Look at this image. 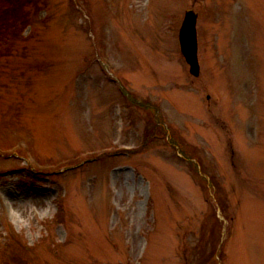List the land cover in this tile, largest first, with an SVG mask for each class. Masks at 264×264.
I'll return each mask as SVG.
<instances>
[{
  "label": "rangeland",
  "instance_id": "374dc122",
  "mask_svg": "<svg viewBox=\"0 0 264 264\" xmlns=\"http://www.w3.org/2000/svg\"><path fill=\"white\" fill-rule=\"evenodd\" d=\"M0 264H264V0H0Z\"/></svg>",
  "mask_w": 264,
  "mask_h": 264
},
{
  "label": "water",
  "instance_id": "95a60500",
  "mask_svg": "<svg viewBox=\"0 0 264 264\" xmlns=\"http://www.w3.org/2000/svg\"><path fill=\"white\" fill-rule=\"evenodd\" d=\"M196 23V14L193 12H188L185 16V20L180 31V44L182 53L190 65V72L195 76H199L200 64L198 61Z\"/></svg>",
  "mask_w": 264,
  "mask_h": 264
},
{
  "label": "trees",
  "instance_id": "16d2710c",
  "mask_svg": "<svg viewBox=\"0 0 264 264\" xmlns=\"http://www.w3.org/2000/svg\"><path fill=\"white\" fill-rule=\"evenodd\" d=\"M152 137H154L155 135H154V133L151 135ZM155 138V137H154Z\"/></svg>",
  "mask_w": 264,
  "mask_h": 264
}]
</instances>
